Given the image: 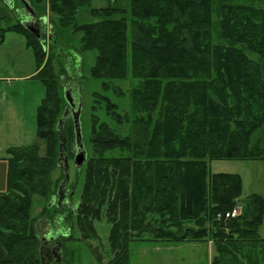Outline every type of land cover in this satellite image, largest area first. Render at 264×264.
I'll use <instances>...</instances> for the list:
<instances>
[{"label":"trees","instance_id":"obj_1","mask_svg":"<svg viewBox=\"0 0 264 264\" xmlns=\"http://www.w3.org/2000/svg\"><path fill=\"white\" fill-rule=\"evenodd\" d=\"M108 1L93 9L90 0H50L60 25L82 33L81 51L98 53L91 76L126 78L130 64L132 76L145 84L144 91H136L135 108L149 113L147 120L136 115L134 135L126 138L95 119L94 156L76 211L81 238H98L95 222L106 219L114 254L109 264H128L131 243L140 241L211 242L216 251L211 264H264L259 236L264 197L251 194L240 216L227 217L240 202L242 178L214 174L208 164L264 159V146L251 145L253 133L264 125V0ZM84 7L91 8L96 22H76ZM9 32L26 38L39 67L42 41L19 22L0 28V43ZM215 33L219 44L213 42ZM37 78L46 87L37 111L38 142L10 148L6 159L0 244L9 258L3 264H42L34 200L53 203L60 134L76 135L74 119H64L66 109L62 114L67 101L57 76L45 70ZM116 109L108 104L118 123L128 122ZM155 111L161 116L156 121ZM39 142L45 144L44 155ZM116 151L132 155L107 156Z\"/></svg>","mask_w":264,"mask_h":264},{"label":"rangeland","instance_id":"obj_2","mask_svg":"<svg viewBox=\"0 0 264 264\" xmlns=\"http://www.w3.org/2000/svg\"><path fill=\"white\" fill-rule=\"evenodd\" d=\"M26 1L32 4L40 19L45 20L47 17L48 22L53 26V28L48 29L43 34L41 47L45 57L42 64L38 67L37 76H42L45 70L52 72V74L54 73L60 86V96L66 98L65 91L70 88L72 98L80 101V127L83 144L87 151L85 166L77 168L75 165L77 153L75 137L69 138L65 131L61 132L60 158L62 162L59 165L61 168H56L51 178L54 191L56 192L59 186H64V195L62 197H59V195L53 196L54 207L52 206L53 203L48 206L49 199L35 197L33 216L36 221V230L45 242L51 241L54 237H56V241H59L61 257L60 260H55L53 264H109L114 259L109 242L111 225L106 219L95 222L99 237L92 240H83L76 224V211L83 191L86 165L88 160L94 156L92 135L95 119L100 123L108 124L115 134L122 138L133 136L136 115L144 117L145 120L149 118V113L147 114L140 110L141 113H139L134 103L136 91L142 92L145 90L144 79L132 76L130 64H128L129 75L126 78H93L91 70L96 64L98 53L96 51H81L82 33L74 32L72 27H62L60 25L59 17L50 10V0H43L41 3L38 0ZM106 1L95 4L91 1V8H105L109 4V1ZM91 8L84 7L79 10L76 15L78 24H90L97 21L90 14ZM23 13L21 0H10V2L0 0V28H7L19 23V21L23 24L25 18ZM14 36L19 35L15 34ZM213 42L216 44L222 42L216 33L214 34ZM128 56L129 58L131 57L130 47ZM253 58L255 57L253 56ZM105 84L109 87H105ZM104 98L108 99V101L104 100ZM108 104L116 105L117 113L127 116L128 122L118 123L108 113ZM68 106L69 103L67 101L62 109V114ZM63 117L64 119L69 117L72 120L73 114L68 113L67 116ZM60 118L62 119V115ZM159 118H161L159 112L155 111L153 120L156 121ZM167 135H170L169 130ZM36 142L38 141L36 140ZM255 143L264 146V125L253 133L251 145ZM39 144L41 146L40 154L44 155L45 144L43 142H39ZM130 155L132 154L127 151L107 153V156L118 158ZM65 158L69 160L67 171L62 168ZM208 164L210 171L214 174H235L242 178L243 192L240 202L236 205L242 210L244 209L246 198L251 194H259L264 197V159L217 160L208 161ZM5 170L4 166L0 165V190L2 191L6 190L4 181L7 171ZM47 206L50 211L48 209L46 211ZM73 211L75 212L74 214H72ZM55 213L57 214L53 218L52 216ZM59 236H61V239L58 238ZM259 236L264 239V221L259 228ZM182 243L162 241L132 242L129 248L128 264H208L210 256L208 243ZM213 253L214 255L216 254L215 248ZM98 255L102 262L98 261Z\"/></svg>","mask_w":264,"mask_h":264},{"label":"crops","instance_id":"obj_3","mask_svg":"<svg viewBox=\"0 0 264 264\" xmlns=\"http://www.w3.org/2000/svg\"><path fill=\"white\" fill-rule=\"evenodd\" d=\"M91 1L94 4L107 2ZM24 17L26 23L28 19ZM14 33H7L4 42L0 43V165L5 171L10 148L28 147L36 142L37 111L46 97V87L36 77L38 67L34 53L28 47L26 38L18 33L15 34L19 36H14ZM4 182L6 186V177ZM208 245L210 264L214 247L211 242ZM8 258V253L0 244V264Z\"/></svg>","mask_w":264,"mask_h":264},{"label":"water","instance_id":"obj_4","mask_svg":"<svg viewBox=\"0 0 264 264\" xmlns=\"http://www.w3.org/2000/svg\"><path fill=\"white\" fill-rule=\"evenodd\" d=\"M24 6V11L26 12L27 17H30L31 19H34L37 14L34 11V9L30 6V4L26 0H21ZM23 25L26 27L27 30H29L33 36L37 37V39L40 38V30L38 29L37 26L32 22V20L27 21L26 23H23ZM66 100L68 101L69 104H72L73 98L71 95V89L67 88L66 89ZM73 119H74V126H75V140H76V145H77V153L75 156V165L77 168H83L86 161H87V151L86 148L83 144L82 140V133H81V127H80V115H81V104L79 103V106L76 111H73ZM68 115V110L65 111L64 116ZM61 123V122H60ZM69 168V163H68V158L64 159V166L63 169L67 171ZM59 196L64 195V186H60L59 191H58ZM60 244H58V255L57 259L60 260ZM40 258L42 264H51L54 261V258L50 256V249L46 247L45 245L42 246L40 250Z\"/></svg>","mask_w":264,"mask_h":264},{"label":"flooded vegetation","instance_id":"obj_5","mask_svg":"<svg viewBox=\"0 0 264 264\" xmlns=\"http://www.w3.org/2000/svg\"><path fill=\"white\" fill-rule=\"evenodd\" d=\"M25 13L26 12L24 11L23 14L25 15ZM27 18L29 19L30 17H27ZM32 22L35 24V26H38L43 31V34L47 31V26L45 25L46 24L45 20L40 19L39 17H35L32 20ZM79 103H80L79 101H77L76 99H73L72 104H69V106L67 108L68 113L72 114L73 111H75L78 108ZM54 238L56 239V237H54ZM55 239L52 238L51 241H46V243L44 244L50 249V256H52V258H54V260L57 259V255H58V248L56 246Z\"/></svg>","mask_w":264,"mask_h":264},{"label":"built area","instance_id":"obj_6","mask_svg":"<svg viewBox=\"0 0 264 264\" xmlns=\"http://www.w3.org/2000/svg\"><path fill=\"white\" fill-rule=\"evenodd\" d=\"M242 213V208L240 207H235L231 212L227 214V217L235 218L240 216Z\"/></svg>","mask_w":264,"mask_h":264}]
</instances>
